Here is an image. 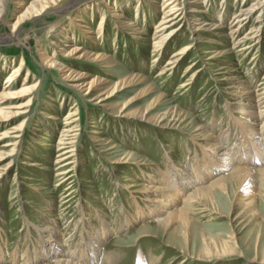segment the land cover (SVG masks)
Listing matches in <instances>:
<instances>
[{
  "label": "rangeland",
  "instance_id": "1",
  "mask_svg": "<svg viewBox=\"0 0 264 264\" xmlns=\"http://www.w3.org/2000/svg\"><path fill=\"white\" fill-rule=\"evenodd\" d=\"M20 1L23 5L18 6ZM32 1L4 0L0 21V87L4 77L21 59L23 73L15 79L14 85L17 89L23 87L22 82L35 85L29 94L0 104L3 111L9 112L31 96L22 114L0 122L3 124L0 135L3 132L9 135L0 140V264L26 262L34 245L42 239L40 227L45 223L53 225L54 221L59 231L57 237L64 241L66 252L79 244L86 229H99L104 221L108 222L111 231L103 237L102 246L100 244V264H106L103 257L107 254L111 255V264H136L141 250L151 264H177L183 257L181 246L168 242L167 234L154 227L153 219L143 217L125 228H119L123 225L119 223L128 212L134 213L135 202L143 201L142 186L150 180L143 177L141 165L147 170L157 168L156 176H160V171L163 172L170 161L172 167L179 170L188 167L189 172H194L192 165L202 158L195 141L202 142L203 138L195 137L196 126L208 128L214 135L227 132L230 137L225 147L231 149L229 156L245 154L246 146L231 122L242 115L234 112L232 102L246 97L235 94L238 86L229 90V85L234 77L251 83L254 90L264 82V0L259 1L263 11L261 21L252 35L243 40L242 51L235 42L251 31L261 11H253L245 25L233 35L228 34L234 27L232 15L241 5L248 6L256 0H224L223 7V0H199L202 2L198 4L200 22L194 24L189 19L179 26L177 39L164 46V53L154 51L151 41L153 25L162 17L159 4L169 0H139L137 4L131 0L128 5L127 0H103V3L83 0L72 9L66 8L68 0H65L55 11L48 9L38 18L27 19L20 25L17 38L4 40L15 17ZM190 1L171 3L179 8L177 18L183 15L182 10ZM224 9V20H220L216 13ZM118 12L117 20L113 14ZM73 14L78 15L81 27L76 25L77 21L72 22ZM101 16H104L103 22L99 23ZM201 22L204 28L196 30ZM217 24L221 27L214 28ZM62 26L67 29V38L62 36L59 42L68 44L73 37L80 48L91 52L99 50L108 56L99 62L70 57L69 61L80 64L77 70L85 73L81 81L99 76L111 86L123 79L125 73L140 74L144 79L136 78L119 96L98 102L104 91L95 90L87 96L86 87H73L56 70L44 69L37 50L50 53L51 40L57 42L54 34ZM226 33L228 36H223ZM191 42L193 49L189 53L181 52ZM57 51L60 58L61 52ZM177 52L181 53L177 56L184 59L176 66L166 65L171 53ZM190 62L195 63L190 66ZM160 93L162 102H156ZM128 98L135 100L129 110L143 115L142 119L124 116L123 106ZM172 108L182 112L174 117L177 119L159 116ZM69 111L75 114L66 118ZM22 121V128L13 133L12 128ZM70 121H73L70 126L74 131L68 132ZM94 128L98 133L91 132ZM60 135L70 137L73 146L71 158L65 161L70 163L63 167L55 162ZM5 143L10 145L4 146ZM258 144L264 155V143L258 141ZM182 157H186L185 164H179ZM8 162L10 165L5 167ZM65 176L70 178L64 180ZM190 185L188 187L192 188ZM229 190L232 192L231 188ZM231 192L229 198L219 197L217 209L209 207L193 212L184 264H264V189L256 205L260 218H241V207L234 205ZM81 204L85 205L86 213H81ZM142 225L155 236H137ZM210 249L224 254L210 257ZM199 251L205 254L197 255ZM24 252L27 254L22 258L20 254ZM46 263L47 257L33 264Z\"/></svg>",
  "mask_w": 264,
  "mask_h": 264
},
{
  "label": "bare ground",
  "instance_id": "2",
  "mask_svg": "<svg viewBox=\"0 0 264 264\" xmlns=\"http://www.w3.org/2000/svg\"><path fill=\"white\" fill-rule=\"evenodd\" d=\"M64 1L65 0H33L28 7L19 12V14L15 17V20L11 25V31L7 34L6 37L4 36L3 39L12 40L18 35L20 25L24 23L27 19L38 18L45 14L48 9L53 12L55 11V8L57 9L59 6H61ZM82 1L83 0H68L65 6L66 8L68 6V8L72 9L77 3H80ZM129 1L131 0H127L126 4L129 3ZM259 1L260 0H256L248 6L241 5L240 8L233 12L232 23L234 27L230 30L228 29V34L232 35L238 28H241L245 25V23L249 19L250 14L253 11H261L257 15L256 21H254V23L250 27L251 31L240 36L239 39L235 42V44L237 45L236 47H239V50L241 51L243 50L245 45V42L243 40L247 39V36L250 37L252 35V30H255L256 27H258L259 22L261 21L260 18H262L263 16V11L261 10V5ZM95 2L103 3V0H95ZM135 2V4H137L139 0H135ZM172 2H174V0H169L167 3L162 2L159 4V11L162 14V17L153 25L151 41L153 50L157 53H159L160 50L163 51L162 49H164V46L176 38L175 35L177 32H179V26L186 24V20L192 19L194 24L197 21L201 20L199 14L200 9L198 6L199 3H202L201 1L192 0L188 2L187 5L184 6V10H182L183 15L180 14V18H177V12L179 11V8H176L174 5H171ZM224 3L225 1L223 0L221 2L222 7ZM21 5H23L22 1L19 2L18 6ZM117 9L121 10V7H118ZM3 10L4 0H0V21L3 17ZM225 12L226 9H224V11L221 13L217 12L216 16L220 20H224ZM116 15L118 17H116ZM119 15L120 14L118 12L116 14H113V17L118 20L120 18ZM103 18L104 16L100 17L99 23L103 22ZM79 20L80 19L78 18L77 14H75L72 18V22L75 24L77 21L76 25H78V27H81V24H78ZM125 24L127 25L128 23ZM175 24H178V26L174 27ZM203 24L204 22H201V24L196 30L204 28ZM206 25L208 27V25L210 24ZM100 27L102 28V24H100ZM219 27H221V25L217 24L214 28ZM61 28L62 29L55 31L56 33L54 34L57 42L51 40L50 44L53 46L51 52H43L42 49L38 48V58L44 69L56 70L58 73L61 74L62 79L71 82V84L74 85L73 87L79 89L86 87L84 93L85 95L91 96L95 90L104 91L100 96V98H102L98 101L104 102L113 97L119 96L120 92H124L126 88L131 86V84H133L136 78L138 80L144 79V77H142L140 74L125 73L123 79L116 81L111 86H107L106 84L108 81L99 76H92L91 80L87 82L81 81L85 77V73H82L81 71L77 70V67H79L80 64L74 61H69L70 57L76 58L77 60L84 58L88 62H99L106 60L108 56L99 50L91 52L80 48L78 44L73 41V37L69 39L71 41L68 44H64L63 41L59 42L58 39H62V36L67 38V33H65V31L67 30L66 27L62 26ZM101 30H99L98 33H101ZM223 36L228 35L226 33V35ZM15 41H18V39H15ZM58 49L59 52H61L60 58H57L56 55ZM192 49L193 45L191 42L186 44L185 48L181 52L189 53ZM180 54L181 53L179 52L171 53V55L167 58L166 65L176 66L177 64H179V62L184 59L183 57L177 56ZM221 54H224V52H222ZM65 57L67 59L63 60V58ZM194 63L195 62H190V66H193ZM23 66L24 63L21 59L15 66L10 69V73L6 77H4L3 85L2 87H0V104L4 103L6 100L18 98L23 95L29 94L34 89L35 85H23V82L22 88L17 89L14 85L15 79L21 76L23 73ZM143 83H145V81ZM237 86L239 89H235V94L241 95V97L245 96L246 98L244 100L241 98L239 100L235 99L236 101L234 100V102H232V109L234 110V112L242 115H239V117L232 120L231 127L234 130L236 129V131L242 137L243 144L246 146V150L244 152L245 154H238L237 157L229 156V151L231 149L229 150L225 147V142L229 140L230 137V134H228L227 132L221 131L220 135H214L213 133L209 132L208 128L206 129L203 126H196L195 130L197 131L196 134H194L195 137L202 136L203 138L202 142L195 141L197 147H199V150L202 153V158H198L196 160L195 166L192 165L194 172H189L188 167L184 170H179L177 169V167H172L170 165L172 161H170L167 164L165 163L166 166L164 168V171L162 170L163 172L160 171V176H156L155 172H157V168H152L153 170H147L140 164L141 166L139 167V169L141 170L143 177L145 179L150 180L142 186L140 195L143 201L142 203L140 202V204L135 202L136 209L134 210V213L132 214L131 212H128L125 215L123 222L119 223L123 224L119 228H125L129 223L140 221L143 217H149L153 219L154 227H156V229L158 230L161 229L162 233L167 234L166 239L168 242L172 241L181 246L182 251L180 250V252H182V255H180L183 257L179 259L177 264H184L187 260L185 259V256H188L187 243L191 238V230L189 227L193 220V212L197 209H205L209 207H214L215 209H217V201L219 197H228L229 192H231L229 190L230 188L232 190V198H234V205L241 207L239 213L240 217L260 218V214L256 208V205L257 199L262 197V191L264 189V155L261 152L262 147L258 144V141L264 143V82L262 84H259V89L254 90L252 88L251 83L248 84L246 83V81L244 82L239 80L238 77H234L233 81L229 85V90L231 87ZM229 90L227 91V93H230ZM162 96L163 95L160 93L156 99V102L160 100L162 102ZM30 97L26 99V101L21 102L16 107H13V110H10L9 112L3 111V109L0 107V122H5L6 120H9L8 118L10 117H16L22 114L26 107L29 106V103L31 101ZM134 103V99H126L123 106V113L125 112L124 116L130 115L131 117H138L142 119L143 115L137 114V112L134 110H129ZM164 103L166 105V102ZM127 111H130L132 113H127ZM74 114V112L69 111L66 115V118H71V116ZM181 114L182 112L180 110L178 111L175 110V108H172L171 110H167L161 113L159 116L170 118L173 117V119H177L174 117H177ZM230 115L231 114L228 113V116ZM262 118L263 120L259 122L258 120H261ZM238 119L239 121L237 122ZM72 122L73 121H70V124H68V132H71L72 130L74 131V127L70 126ZM255 122L256 124H253ZM23 124L24 122L22 121L17 127H13V133L19 131L22 128ZM0 125L3 126V124ZM91 132L96 134L98 133V130L94 128L91 130ZM7 137H9V135L6 132H3L0 135V140H5ZM95 138L99 137L95 136ZM58 144V151L55 155L57 160L55 162L60 167L67 166L70 162L66 163L65 161L71 158L73 151L72 140L70 139V137H62V135H60L57 145ZM8 145L10 144L5 143L4 146ZM9 155L10 154L8 153L6 155V158ZM62 162L65 163L61 164ZM186 162V157H182L179 161V164H185ZM9 165L10 163L8 162L5 167ZM151 171L153 172L151 173ZM69 178L70 176H65L64 180H67ZM191 181H193L192 186L190 185ZM188 185H190L192 188H189ZM134 200L135 198H133V201ZM80 210L82 211V214L86 213L84 204L80 205ZM81 218L84 219L83 216ZM56 224L57 223L54 221L53 225L45 223L43 227H40L42 231H39V233L42 239L37 241V245H34V248L32 249L31 256L29 255L30 257L23 264H33L46 257L48 258V263L46 264H100V256H102L100 252V244L102 246L101 242L103 241V237L106 234H109L111 231V226L108 222L104 221L99 229H96L95 227L86 229L85 233L81 236V241L79 242V244L75 247H71L68 252L63 249L64 241L60 237H57V233L59 231L56 228ZM35 228L38 229V226H35ZM53 232L56 234H52ZM141 235L146 237L151 235L155 236V233H150L149 231H147L144 225H142L137 236ZM214 250L217 253L220 252L217 251L216 248H214ZM209 251H211L209 252L210 257H219L221 255L223 256L224 254L222 252L217 254L216 252L212 251V249H210ZM141 252L138 253L139 255L137 256L136 264H151L152 261L149 262L150 260H147L149 257L146 259L144 253L142 252V254ZM25 254L27 253L24 252L20 255H22L23 258ZM204 254L205 252L199 251L197 255L201 256ZM110 256V254H107L103 257L106 260V264L112 263ZM173 260L174 259L172 258L170 262H173Z\"/></svg>",
  "mask_w": 264,
  "mask_h": 264
}]
</instances>
